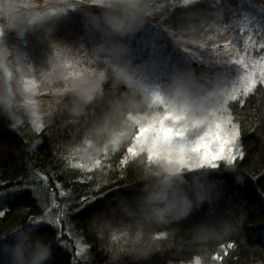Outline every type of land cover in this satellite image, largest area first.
<instances>
[{
	"label": "trees",
	"instance_id": "trees-1",
	"mask_svg": "<svg viewBox=\"0 0 264 264\" xmlns=\"http://www.w3.org/2000/svg\"><path fill=\"white\" fill-rule=\"evenodd\" d=\"M44 5L61 12L47 24L33 27L32 58L41 63L45 55L48 58L46 53L59 51L75 65L74 75L71 84L67 83L70 79H56L48 81L46 89H39L44 143L33 151L41 136L29 124L13 83L11 95H7L0 70V184L6 185L0 188L5 193L0 198V211L7 213L0 218V234L17 223L31 224L30 217L43 216L34 231L52 243L49 264H54L56 257L68 264L75 258L77 245L82 253L80 264H110L111 250L126 244L127 222L116 218L109 232L101 234L91 218L112 198L114 190L131 196L138 187L132 184L139 171L137 165L154 161L146 154L134 156L128 151L139 133L138 118L156 115L150 107L148 91L140 84L145 78L134 71L155 73L159 84L186 81L191 95H199L202 87L214 83V75L218 74L214 60L225 55L221 50L233 57L236 54L264 61L253 54L264 44V0H110L104 7L79 0H47ZM105 12L135 18L138 24L124 33L105 30ZM93 15L99 19L100 27L93 24ZM3 27L8 34V55L13 58L19 46L15 32ZM214 33L220 37H213ZM167 57L172 62L178 60L174 68L179 79L171 68L159 63ZM121 68H126L130 76L121 75ZM77 74L81 76L75 78ZM193 80L197 85L194 89ZM239 99L245 101L242 107ZM238 100L229 102L227 111L244 129L243 161L237 160L233 170L223 164L219 170H188L190 179L198 176L207 188L208 200L193 207L178 223L152 229L155 234H166V238L158 240L159 254L152 261L153 255L138 261L124 256L118 264H168L177 258L185 264L188 260L194 264L197 258H201V264H264V88L258 86ZM18 121L16 135L8 124ZM121 157L125 158L124 165ZM26 163H35L36 167L26 169ZM75 164L85 168H74ZM107 166L114 170L105 181L101 176L107 173ZM121 167H125L123 174ZM22 175L27 177V185L16 183ZM93 175L98 183L89 185L86 181ZM236 175L242 177L243 183H236ZM105 182L108 187L96 193V203L88 213L62 216L66 203L75 207L81 196L92 199L89 188L94 190ZM14 186L22 191L9 194ZM210 209H215L219 217L202 221ZM49 219L63 223L54 227V223L47 222ZM199 226L202 231H197ZM58 231L63 233L62 241L51 239ZM113 236L117 239L113 240ZM229 242L235 247L227 249L225 255L220 245ZM190 248L194 249L191 254ZM214 253H219L222 261H214Z\"/></svg>",
	"mask_w": 264,
	"mask_h": 264
},
{
	"label": "rangeland",
	"instance_id": "rangeland-1",
	"mask_svg": "<svg viewBox=\"0 0 264 264\" xmlns=\"http://www.w3.org/2000/svg\"><path fill=\"white\" fill-rule=\"evenodd\" d=\"M45 2L47 0H0V9L5 5L10 6L7 8L6 14L13 20H15L17 12L21 11L20 8L15 7L16 5H22L25 14L34 18L33 23L25 24L23 27L19 24L14 28L6 26L8 30L15 32L14 37L19 45L15 49L13 58L8 55L10 49L6 41L7 31L0 24V70L6 84V93L8 96L11 95L12 86L10 83H13L21 95L19 103L32 128L35 127L30 123L32 121L42 124L37 100L39 89H46L50 80L70 79L67 82L69 84L75 69L72 61L59 51L46 53L48 58L45 55L41 63H37L33 59L34 53L31 45L33 27L39 23L47 24L50 19L56 18L61 12V10L52 9L48 5L42 6ZM213 37L218 39L220 36L214 33ZM221 51L225 55H220L219 59L214 60L218 68V74L214 75V83L210 87H202L203 93L199 95H191L187 89L186 81L181 84H174V82L159 84L155 81L157 79L155 73L151 75L149 71L143 69L140 72L134 71V73L144 76L145 80H141L140 84L148 91L146 92L147 98L150 107L156 111V115L138 118L139 133L130 148L132 155L146 154L151 160H166L174 165H181L178 162L181 146H187L192 141L194 142L199 135L215 131V124L218 120L229 116L228 103L233 101L231 100L232 96L239 98L240 90L244 85V77L247 75L244 64L237 63V61L246 63L255 61L257 65L264 61L236 54L233 57L229 52ZM177 62L178 60L172 62L169 57L159 60L162 66L171 68L179 79L177 69L174 68ZM211 63L213 64V62ZM37 69L39 70L38 74L36 73ZM79 76L81 75L77 74L75 78ZM14 78L16 83H14ZM156 97H159L160 100ZM169 112L178 119L165 116V113ZM161 117H163L162 121ZM161 126L174 131L170 132L169 137L162 136L158 131Z\"/></svg>",
	"mask_w": 264,
	"mask_h": 264
},
{
	"label": "clouds",
	"instance_id": "clouds-1",
	"mask_svg": "<svg viewBox=\"0 0 264 264\" xmlns=\"http://www.w3.org/2000/svg\"><path fill=\"white\" fill-rule=\"evenodd\" d=\"M82 4L106 6L110 0H79ZM9 5L0 9V24L14 28L31 24L34 18L27 16L22 5H16L15 20L7 13ZM105 30L124 33L133 30L138 20L121 13L109 16L103 14ZM92 22L100 27L99 19L93 15ZM121 75L130 76L126 68L120 69ZM191 87H197L193 80ZM139 171L132 184L138 185L131 195H123L114 190L112 196L93 214L91 223L101 234L108 233L114 219L127 222L128 235L123 247L110 252V264L127 256L132 261L145 260L156 252L160 244L152 230L159 226L176 224L186 218L193 207L207 201V188L198 176L189 178L186 165H174L166 160H154L150 165H137ZM225 167H230L225 163ZM107 195V193H105ZM199 226L197 231H202ZM8 236L11 239H8ZM0 264H49L52 256V243L34 231L31 224L17 223L7 233L0 234Z\"/></svg>",
	"mask_w": 264,
	"mask_h": 264
},
{
	"label": "snow or ice",
	"instance_id": "snow-or-ice-1",
	"mask_svg": "<svg viewBox=\"0 0 264 264\" xmlns=\"http://www.w3.org/2000/svg\"><path fill=\"white\" fill-rule=\"evenodd\" d=\"M245 53L247 54V49H245ZM264 53V44H261L259 47V51L256 52L253 50V54L255 56L260 57L261 60H264V56H261V54ZM237 63H243L245 69L247 70V75L244 77V85L242 89L240 90V96L247 97L248 95L252 94L254 91L258 89V86L260 88H264V63H260L257 65L255 61L252 63H246L245 61H237ZM158 100H160L159 97H156ZM231 100L237 101V96H232ZM227 104V101H225ZM238 103L241 105V107L244 105L245 101L244 99H239ZM165 116H171L173 119H178L173 113H165ZM163 120V117H161V121ZM32 125H34V131L41 136V139L39 143L36 145V148L33 149L35 151L39 148L41 144L44 143L43 141V132L45 129V125L43 124H37L36 122L32 121L30 122ZM199 123V122H196ZM20 124V122L16 123H9L8 127L16 133V135H19V133L16 131L17 126ZM47 127H51V125H47ZM139 131V129L137 130ZM158 131L162 136L169 137L170 132L174 131L173 129L163 127L161 126ZM255 131V130H253ZM182 135V133H181ZM243 136H244V129L242 128V125L240 123H237L235 121V117L232 115L227 116L226 118L219 119L218 122L215 124V131H209L204 133V135H199L197 139L187 146H181L179 149V156H178V162L181 164V166L187 165L189 170H203V169H212V170H219L221 164L225 166V163L229 165L227 169L233 170L235 168V164L237 160L243 161V159L246 156L245 146L243 142ZM22 139V138H21ZM3 147H6L4 145ZM128 151H132L129 149ZM30 159V157H29ZM125 158L121 157L120 163L124 165ZM74 168L77 169H84L85 167L81 164H75L72 165ZM26 169H34L36 167L35 163L25 165ZM126 167V166H125ZM125 167L119 168L120 173H124ZM107 173H103L101 178L107 181L108 175L113 173V166H107ZM95 169H91L92 173H95ZM235 175V173L233 172ZM262 176H264V173H261ZM45 180L48 179V176L45 174L44 177ZM236 183L241 184L243 183V179L241 176L236 175L235 176ZM10 182V181H9ZM28 179L26 176L22 175L21 177L17 178L16 183L19 185H27ZM89 185L98 183L95 180V176L93 175L91 179H88L86 181ZM5 184H0V188H4ZM59 187H62V185H58ZM108 187V183L105 182L102 185H99L95 187L93 190L92 188H89V191L92 192L93 198L89 199L87 195L81 196L78 198V200L75 202L76 206L73 207V203H66L64 206V209L62 210V216L69 217L71 215H79L80 213H88L89 209L92 207L93 204L96 203V193L103 192L104 188ZM211 187V185H210ZM22 191L19 187H13L9 190V194L18 193ZM4 192H0V197L4 196ZM117 195V193H114L113 196ZM61 198H64V193H61ZM107 201V200H106ZM105 201V202H106ZM71 209V211H69ZM215 209H210L209 214L207 217L202 220L204 222H207L211 218L219 217L214 214ZM7 215L5 211H0V218H3ZM44 219V217H30V223L33 227L39 225L41 221ZM50 224H53L54 222L49 219L47 221ZM63 223L62 220L57 219V221L54 223V227L58 226L59 224ZM241 225V222L237 228L236 231H238L239 227ZM235 231V232H236ZM69 235H72L71 229H69ZM80 235H83V232L80 233ZM47 237L48 234H45ZM63 233L61 231H58L57 234L53 235L51 239L55 241H62L63 240ZM155 238L157 240L166 238V234L162 231H158L155 234ZM175 236H173V239ZM113 240H116L117 237L113 236ZM82 243V242H81ZM67 247V245H66ZM77 250L75 252V258L72 259L68 264H80V257H81V248L80 245H77ZM235 247V244L233 242H229L226 245H220V248L225 250V255L228 254L227 249H232ZM101 252H104L105 255L108 254L107 250L104 248L99 249ZM183 250V248H182ZM194 249H188V253L191 254V252ZM90 251V249H89ZM159 253L156 252L151 257V261L155 255H158ZM222 257L219 255V253L213 254V260L214 261H222ZM54 264H65V261L62 258L56 257L54 260ZM168 264H185V261L181 258H177L174 261L170 260ZM187 264H193L191 260L187 261ZM194 264H201V258H197L194 261Z\"/></svg>",
	"mask_w": 264,
	"mask_h": 264
}]
</instances>
